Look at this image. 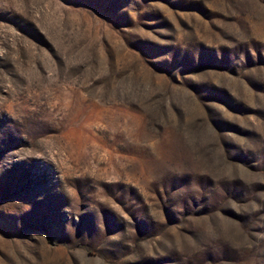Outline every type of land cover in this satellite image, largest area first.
Masks as SVG:
<instances>
[{"label":"rangeland","instance_id":"374dc122","mask_svg":"<svg viewBox=\"0 0 264 264\" xmlns=\"http://www.w3.org/2000/svg\"><path fill=\"white\" fill-rule=\"evenodd\" d=\"M0 264H264V0H0Z\"/></svg>","mask_w":264,"mask_h":264}]
</instances>
